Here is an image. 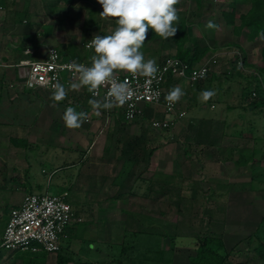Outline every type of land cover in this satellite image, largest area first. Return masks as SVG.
<instances>
[{
  "label": "rangeland",
  "instance_id": "rangeland-1",
  "mask_svg": "<svg viewBox=\"0 0 264 264\" xmlns=\"http://www.w3.org/2000/svg\"><path fill=\"white\" fill-rule=\"evenodd\" d=\"M85 2L84 0H74L73 4L66 8L68 10L63 12L65 9L61 6L64 7L65 4L60 0H5L8 10L0 15L2 18L0 21L2 36L0 38L4 40L3 46L6 47V43L9 45L16 38L14 36L20 37L24 33L31 34L30 37H33L38 33L42 34V31L49 26L60 27L62 43L59 44V47L62 51H65L63 48H68V50L77 48L80 42L95 34H110L116 26L115 20L113 18H101L99 13L102 9L93 8ZM24 11L39 15V17L34 19L32 16L23 14ZM15 12H17L16 15ZM14 16H16L15 22ZM23 20H26L27 23H23ZM186 30L184 27V32ZM195 36L200 38V33L196 31ZM163 42V39L156 34L147 35V39L140 49L145 59L155 58L156 62H159L166 56H171L173 53L165 55L154 53L164 45ZM18 44L23 43L21 41ZM230 49L221 50V52L223 55H227ZM258 49L256 62L257 66H260L261 60ZM234 68L236 69V67ZM232 70L233 68L231 72L229 71V76L223 75L227 76L223 80L224 87L227 88L226 86H228L229 92L232 91L229 105L232 108V113L231 116L228 115L230 119L227 122V134L221 142L223 148L229 151L220 154L224 157L227 156V159H232L230 156L235 155L238 162L250 157L251 153L255 155V161L243 169V174L248 178V183L244 189L248 195L246 197V211L240 217L242 220L249 219L251 221L255 219L252 222L257 225L259 221L257 218L260 216L254 218L251 213H264V210H261L264 204L261 206L258 204V200L264 198V181H260L264 179V108H257L252 111H249L248 108H238L242 97L247 96V103H252L249 93L254 82L244 86V82L235 76L236 71ZM241 71L246 76L252 75L253 80V76L257 74L255 67L254 70H249L244 66ZM221 91H224V88ZM29 93L32 95L25 94L24 96H28L32 103L26 104V106L37 109L42 102L41 107L43 108L40 107V127L32 135L30 133L22 135L23 144L17 141L20 146L25 148L22 157L24 163H22L20 172L22 182L28 181L33 189L37 186L43 188L42 193L48 191L51 195L74 187L68 191V194L77 218L81 219L79 223L74 225L76 228L70 233V237L64 240L61 250L57 254L63 264H188V257L195 254L197 237L216 238L215 235L219 236L217 230L220 220L230 216L226 209L228 208V201L225 200L224 203V200L210 196L208 193L209 186L206 184L201 186L199 183L184 182L182 184L181 182L182 185L179 190L174 184V181L178 182V179L173 177L175 175L173 173L178 170L176 173L187 174L186 172L183 173L182 167L179 171L180 164L184 162L183 159L173 169H169L168 173H164L168 170L165 168L161 171L152 169L149 173L143 174L146 181L145 189L148 187L149 190L145 191L144 199L136 200L133 209L126 201L114 202L119 199V196L116 195L119 185L113 186L111 184L112 177L115 179L114 174L118 171L121 173L123 170L122 167L116 166L121 163L122 166L124 165L123 168H126L125 161L133 163L134 159H132V152L123 155L122 150L110 149L105 151L103 144L111 143L114 139L115 143L121 144L120 146L123 145V148L127 142L124 129L116 133L110 129L105 134L104 143L102 145L98 143L97 146L89 149L85 155L84 152L74 151L75 145H70V148H63L62 146L65 144L68 145L69 140L72 143L79 142L78 138L83 134L78 132L79 130H76L78 132L76 133L64 128L61 109L51 102L50 97L37 94L39 101L32 92ZM257 97L262 98L261 89H259V96L257 94ZM234 109L237 112L233 111ZM219 112L220 110L217 108L213 114ZM211 114L208 113L207 115ZM140 130L146 135L148 134L145 127H141ZM149 135L152 139L156 137L160 142H163L162 137L170 136L165 133ZM168 137L165 142H167ZM62 138H65L66 141L61 142ZM181 138L184 139L185 137ZM154 144L157 142L152 140L149 144L147 143V147L154 148ZM97 147L100 149L96 150ZM135 153H137V161L147 158L141 153V146L136 147ZM220 154L218 153V156ZM79 164L80 166L84 164V167L81 169V174L77 176L76 166L71 165ZM141 165L139 164V167ZM195 165L196 163L192 169L196 168L197 165ZM88 166H92L93 169ZM153 171L162 175L159 176ZM191 171L192 173L195 172V170ZM102 178L106 181L102 182ZM185 179L187 178L185 177ZM79 187H82L83 190H79ZM192 188L194 189L192 190ZM85 189L86 191H84ZM1 196L2 191H0V204L3 206H0V219L2 215L6 214L8 208L11 209L9 207L11 202L5 198L1 200ZM122 196L120 195V197ZM132 202L134 203V201ZM126 210H129L131 216L125 215ZM120 211H124V213L120 214ZM232 217L239 216L231 214ZM260 228L262 230L259 231V235L263 236V223H261ZM242 230H245V233L242 232L244 235L247 234V227L244 226ZM250 238L249 245L255 246L256 241ZM4 254L7 252H3L1 256ZM23 254L29 256L27 253ZM33 258L38 264L44 262L45 259L48 261L45 264L56 263L55 257L50 259L46 258V255H35Z\"/></svg>",
  "mask_w": 264,
  "mask_h": 264
},
{
  "label": "crops",
  "instance_id": "crops-1",
  "mask_svg": "<svg viewBox=\"0 0 264 264\" xmlns=\"http://www.w3.org/2000/svg\"><path fill=\"white\" fill-rule=\"evenodd\" d=\"M0 1L2 3L4 2L3 4L0 3V15H3V12L8 10V6L5 5L4 0ZM253 1L254 0H178V3L174 7L177 10L179 19L182 18V24H184V27L189 31L187 36L188 41L185 43L183 50L188 51L190 49L191 51L193 49V43H197L200 46H206L209 49L207 55L214 52L222 53L221 50L225 51V49L228 50V48H232L233 50L238 49L243 56L246 68L249 70H254V67L255 69L258 68L259 66H257L256 62V53L257 49L259 48L258 50L260 53V60L262 61L261 48L263 46V39L259 36L252 37L248 28L241 27V20L239 19L240 16L246 15V13L250 11ZM89 5L93 8L102 9L101 5L97 3V0L95 5ZM67 7L70 6H67L66 4L64 7L61 6V8L65 9L63 12L68 10L66 9ZM25 11L22 13L32 16L34 19L35 17H39V15L30 14ZM14 14L16 15L17 12ZM15 17L16 16H14V22ZM1 19L2 18L0 16V21ZM31 21L33 20L31 19ZM209 21H212L215 25H217V27L206 28L205 25ZM47 30H49L48 34L44 36L43 32ZM60 31V27L53 28L49 26L42 31V34L38 33L33 35L32 42L30 40L27 41L31 34L22 33L23 35L21 34L20 37L14 36L16 38L11 41L9 45L6 43V47L3 46L4 40L0 38V57H2V59L7 63H15L23 57L15 54L13 46L36 44L37 48H39V51L42 54L46 52L47 47L54 46L67 60L84 59L85 54L82 44L85 42V40L80 42L77 48H73L72 50L63 48L65 51H62L59 47V44L62 43ZM196 31L200 33V38L199 36H195ZM1 36L2 32L0 30V37ZM168 40L169 41L163 40L164 45L158 48L154 53H159L162 55L173 53L172 55L175 56L176 47L173 45L171 37ZM21 41L23 44H25L19 45L18 43H21ZM231 52L232 50L230 49L229 54L223 55L219 58L218 66L214 72L211 73L206 78V80L201 83L190 86L189 82L186 80L169 79L167 81L165 84L167 89L171 90L174 87H179L182 89L183 95L177 102V106L179 110L186 112V115L180 120V122L170 132L167 133L171 136L168 137L167 142H165V139H167L166 137H162L163 142H160L156 137H153L152 139L149 134L153 135L154 133H152V131L149 129L146 130L148 134H145L146 137H144L142 130H140L141 127L146 128L145 123L151 118H163V115L159 109L157 111H153L151 108H146L143 118L133 123L126 124L124 122L122 111L116 106H113L111 109L107 110L101 109L100 114L97 115L88 104V101L92 98L89 96V94L83 91H78L75 94H71L70 97L65 98L60 102H55L53 99H51V96L50 99L57 108L61 109L62 115L66 109L67 101L70 99L72 101L71 107L76 108L77 111H85L88 113V119L81 125V127L76 128L75 130L69 129L62 124L64 128L70 132H76V130H79L78 132L83 134L80 138H78L79 142L72 143L70 142L71 140H69L67 142L68 145L65 144V146L62 144L64 145L62 146L63 148H70V145H75L74 151L84 152L85 155L89 149H92L95 145L97 146L98 143L101 145L104 143L103 141L106 139L105 134L108 133L110 129L114 133L124 129L126 140H132L133 138L139 137L144 138L145 142L143 143V148H146L147 151L152 148H148L147 143L149 144V142H152V140L157 142V144H154V151L148 159V162L145 159H142V161H135L133 163L125 161L127 165L126 168H123L124 165L122 166L121 163L116 166L118 168L122 167L123 170L127 169V173L131 177L127 176L128 179L127 181L125 180L126 184L124 183L122 187H118L116 195L117 197L119 196V199L114 202L126 201L128 202L130 208L133 209L136 200L144 199L145 191L149 190L148 187L145 189L146 181L143 174L149 173L152 169L161 171L165 170V168L168 170H166L164 173H168L170 171L169 169H173L174 166L178 165V163H180L183 159L184 162L180 164L181 166L179 171L182 167L183 173L186 172L187 174L181 175L176 173L178 170L173 173L175 174L173 177L178 179V182L175 180L174 184L179 190L184 182L191 184L199 183L201 186L206 184L209 186L208 193L210 196L216 199H222L224 200V203L225 200L228 201V208H226L228 213H226L230 216H226L224 220L223 218L220 220V225L217 230L219 236H214L221 240L225 248V264H264V257H259L256 250L259 245V239L264 238V228L263 236L259 235V231L262 230V228H260L261 223L264 224V213H251L254 218H256V216H260L257 218V220H259L257 225H255V222H252L255 219H252L251 221L249 219L242 220L240 217L246 211V197L248 195L246 194V191H244L246 188V183H248V178L245 174H243V169L255 161V155L251 153L250 157L252 160L246 164H242V162H238L235 159V155L230 156L232 159H227V156L224 157V155L221 156L220 154L229 151L223 148L221 142L225 139V134H227V122L230 119L228 115L231 116L230 114L232 113V108L229 106L230 100L232 98V91L229 92L228 86H226L227 88L224 87L223 80L226 79L225 77L229 76V71L231 72V69L233 68L232 71H236L235 76L244 82V86H247L248 84L250 85L253 82L255 83L252 75L246 76L244 73L242 74V71L234 65ZM230 65H232V68H230ZM233 65L236 67V69L233 67ZM14 76L15 73L13 69H0V191H2L1 200H4L5 198L11 202V205L9 206L11 209L20 205L25 194L43 192V188L35 186V189H33L29 185L28 181L26 183L22 182L20 172L22 163H24L22 157L25 148L17 143V141H20L21 143L24 141L22 140V135H25L26 133H30V135H32L35 133V130L40 127L39 115L42 102H40V107L37 109L28 108L26 104L30 105L32 100L28 98V96L26 97L24 95L30 93L14 92L7 88L6 84H4L5 82L3 83L4 80L11 79ZM223 88L224 91H221ZM206 90H214L215 95L205 101L202 98L201 93ZM33 94L34 97L38 99L37 94ZM250 103L251 102L247 103V97H242L238 108H248L249 111H252V107L248 106ZM217 108H219L220 112L213 114ZM233 111L237 112L236 109ZM208 113L212 114L207 115ZM180 136L185 138L183 139ZM210 139H214L215 142L209 144L208 140ZM65 141L66 139L62 138L61 142ZM27 144L29 146L28 141ZM103 145L105 151L110 149L121 151L123 149V145L120 146L121 144H116L114 139H112L111 143L106 142ZM126 147L130 148L129 145ZM99 149V147L96 148V150ZM218 153L220 156H218ZM195 163L197 166L195 165L196 168L192 169ZM139 164L142 165L139 167ZM71 166H76V174L78 176L81 174V169L84 167V164L81 166L80 164ZM67 167L66 169H68ZM88 167L90 168L92 166ZM90 169H93V167ZM191 170H195V172L192 173ZM153 172L155 173V171ZM199 173L201 175H198ZM250 173H252V171H250ZM155 174H159V176L162 175L161 173ZM114 175L117 177L119 175V171ZM165 175L164 177H166ZM185 177L187 179H185ZM101 181L105 182L106 179L102 178ZM260 181L263 182L264 179ZM116 182L117 181L112 177L111 184L114 186ZM124 186L126 187L124 188ZM73 188L74 187H72V189ZM121 188L124 189L123 192H125L123 193L122 197H120L121 194H118V191L121 190ZM193 189L194 188H192V190ZM70 190L64 189L60 191V193H68ZM79 190H83V188L79 187ZM84 191H86V189ZM46 192L48 193V191ZM193 193H195V191H193ZM263 199L264 198L262 197L260 200H258V204H260V206L264 204ZM132 201H134V203ZM0 206L3 205L0 204ZM9 209L10 208H8L6 214H4L5 216L2 215L0 219V241L3 236L9 212L11 210ZM261 210L263 211L264 207ZM121 213H124V211H120V214ZM126 214L131 216L129 210H126L125 215ZM231 214L239 217L231 218ZM244 226L248 228L247 234L245 235L242 233H245V230H242ZM74 228H76V226H73V228H70V230L73 231ZM69 232L70 231L68 230V238L71 235ZM250 237L256 241L255 246L249 245ZM1 254L0 264H17V262L24 264L26 259H29L30 261L34 260L32 256H26L21 252H9L3 256H1ZM52 257H55V264H57V254L46 255V258L51 259ZM46 262L48 261L45 259L42 264H45ZM30 263L33 264L32 262Z\"/></svg>",
  "mask_w": 264,
  "mask_h": 264
},
{
  "label": "built area",
  "instance_id": "built-area-1",
  "mask_svg": "<svg viewBox=\"0 0 264 264\" xmlns=\"http://www.w3.org/2000/svg\"><path fill=\"white\" fill-rule=\"evenodd\" d=\"M92 37L87 38L82 44L85 54L82 60H67L54 46L47 47L43 54L36 44L13 46L15 54L23 58L15 63H7L0 57V69H13L15 73L13 78L4 80L3 83L5 82L7 88L14 92H32L48 97L52 95L51 84L57 80L68 89L74 76L70 68L71 63L76 61L90 66L93 51L87 47V44ZM231 55L234 65L239 70H243L241 52L232 50ZM222 56L223 53L214 52L192 63L174 56H166L163 60L156 62L158 72L155 79L118 72L117 79L128 82L132 95L125 104L114 106L122 111L126 124L143 118L146 108H151L153 111L159 109L163 115L162 119L151 118L144 123L154 133L167 134L186 115L185 111L179 110L177 102L167 101L166 96L170 91L165 87L167 81L169 79L186 80L190 86L201 83L214 72ZM259 84H261V77H259ZM107 90V87L100 89L101 97ZM78 91L86 92L94 99L86 88ZM78 91L69 89L66 98ZM254 98H257V93L252 91L250 99ZM69 106H72L71 99L67 101L66 108ZM80 221L67 192L54 195L47 192L25 194L20 205L9 212L0 241V254L2 252H21L32 255L58 254L64 240L68 238V230Z\"/></svg>",
  "mask_w": 264,
  "mask_h": 264
},
{
  "label": "clouds",
  "instance_id": "clouds-1",
  "mask_svg": "<svg viewBox=\"0 0 264 264\" xmlns=\"http://www.w3.org/2000/svg\"><path fill=\"white\" fill-rule=\"evenodd\" d=\"M97 3L102 7L99 16L113 18L116 26L110 34L93 35L87 44L93 51L90 66L73 61L70 68L74 76L68 89L57 80L51 84V99L60 102L67 97L69 89L78 91L86 88L94 97L88 104L99 115L101 109H111L116 104L123 105L132 95L128 82L117 79L118 72L156 78V59H145L140 49L147 39L149 29L164 40L173 37L177 32L179 16L174 7L178 0H97ZM205 27L215 28L217 25L209 21ZM102 87L108 88L103 97L100 95ZM182 95V89L174 87L166 99L170 103H176ZM214 95V90L201 93L205 101ZM61 118L67 128L76 129L88 119V113L69 106Z\"/></svg>",
  "mask_w": 264,
  "mask_h": 264
},
{
  "label": "trees",
  "instance_id": "trees-1",
  "mask_svg": "<svg viewBox=\"0 0 264 264\" xmlns=\"http://www.w3.org/2000/svg\"><path fill=\"white\" fill-rule=\"evenodd\" d=\"M60 1L65 3L67 6H69V5L71 6L74 2V0H60ZM86 2L88 4L95 5L96 0H86ZM0 3H2V2L0 1ZM239 19L241 20V27L242 28H248L250 30L252 37L259 36L263 39V46L261 48V58H262L261 65L258 68H256L257 74L255 76H253L255 83H253V86H252L251 91L249 93V98H250V94L252 91H255V93H257L259 96V89H261L262 98L257 97V98L252 99V103H250L249 106L252 107L253 110H255L257 108H264V0H254L252 2L251 9L248 12V14H246L244 16H240ZM23 21H25V24L27 23L26 20H23ZM48 32H49V30L44 31L43 32L44 36L47 35ZM151 34H155V33L152 32L151 29H149L148 35H151ZM188 34H189L188 30H186L184 32V24H182V20H179L178 26H177V32L173 37H171L173 45H175V47H176V54L174 57H176L182 61H187L190 63L198 62L208 54L209 49L206 46H200L197 43H193V45H192L193 49L191 51H190V49L188 51H186V50L184 51L183 47H184L185 43L188 41V38H187ZM29 39L32 42L33 38L29 37ZM165 41H169V40H165ZM243 64L245 66L244 60H243ZM258 77H261V84H259V78ZM246 97L247 96H245V98ZM146 130H148L147 127H146ZM144 137H145V133H144ZM144 142H145L144 138H142V137L133 138L132 140H127L126 143H128V144L125 143L126 146H128V145L130 146V144L132 143L133 145L131 144V146L133 147V150H132L131 146H130V148L129 147L127 148L124 145V147L122 149V152L124 153L123 155H127L128 153L131 154V152H132V155H133L132 159H134L133 162H135V161H137L138 158H137V153H135L134 150L136 149L137 146H141V153L147 156V158L145 160L148 162V159L152 155L154 148H150L148 150L149 151L148 152L146 150V148H143ZM213 142H215L214 139L208 140L209 144H212ZM250 160H252V158L248 157L241 162H242V164H246ZM127 176H129L127 173V169H124L115 178V180L117 182L114 185H119V188L122 187L124 185V183L126 184V181L128 179ZM129 177H131V176H129ZM125 187L126 186H124V188ZM123 191H124V189L121 188V190L118 191V194L123 195V193H125ZM69 231H70L69 233L72 232L70 229H69ZM256 250H257V254L259 257H264V238L259 239V245L256 248ZM225 252H226L225 248H224L220 239L207 238L206 236L197 237L196 251H195L194 255L188 257V264H225V262H226ZM27 254L29 256H32V257L35 255H44V254L32 255L29 253H27ZM30 262H32L33 264H38L35 259L32 261H30L29 259H26L24 264H31ZM58 263L61 264L62 261H61V258L58 257V255H57V264Z\"/></svg>",
  "mask_w": 264,
  "mask_h": 264
}]
</instances>
